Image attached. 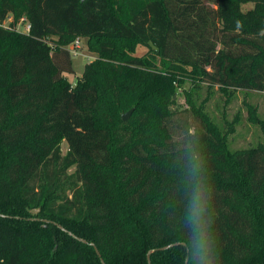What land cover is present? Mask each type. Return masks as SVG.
I'll return each mask as SVG.
<instances>
[{
    "label": "trees",
    "instance_id": "obj_1",
    "mask_svg": "<svg viewBox=\"0 0 264 264\" xmlns=\"http://www.w3.org/2000/svg\"><path fill=\"white\" fill-rule=\"evenodd\" d=\"M7 17L0 264H101L44 220L104 264L174 243L150 264H201L200 240L207 264H264V144L229 152L202 106L171 108L184 80L264 90V0H0ZM76 38L95 57L72 84Z\"/></svg>",
    "mask_w": 264,
    "mask_h": 264
},
{
    "label": "rangeland",
    "instance_id": "obj_2",
    "mask_svg": "<svg viewBox=\"0 0 264 264\" xmlns=\"http://www.w3.org/2000/svg\"><path fill=\"white\" fill-rule=\"evenodd\" d=\"M249 7H251L250 4L243 5L242 9ZM23 27L24 23L17 26L18 31H22ZM146 50L144 46H137L134 53L141 55ZM93 57L95 56L87 51L86 40L80 38L77 54L71 56L73 72L65 73V78L73 84L81 76L84 65ZM181 89L176 93L175 103L171 107L176 112L172 120L191 117L189 112L182 113L188 109L191 100L196 108L202 106L218 126L229 152L264 144V132L261 128V122L264 120V90L261 92L235 90L231 95L226 96L222 95L216 86L211 89L206 88L205 85L194 88L186 80L183 81ZM61 149L64 154L67 149L65 142L62 143Z\"/></svg>",
    "mask_w": 264,
    "mask_h": 264
},
{
    "label": "water",
    "instance_id": "obj_3",
    "mask_svg": "<svg viewBox=\"0 0 264 264\" xmlns=\"http://www.w3.org/2000/svg\"><path fill=\"white\" fill-rule=\"evenodd\" d=\"M131 112H132V110H129L128 112L124 113V114L122 115V117H121L122 120L125 121V120L130 116ZM44 222H46V223L51 222V223L54 224L56 227H58L61 231L67 233V234H68L70 237H72L73 239H75V240H77V241H79V242H81V243L89 244L90 246H92V247L94 248L95 254H96L97 257H99V259H100V263H101V264H104L103 260L100 258V254H99L97 248L94 246L93 243H88L86 240H84V239H82V238H79V237L73 235L71 232H68L67 230H65L62 226H60V225L57 224V223H54V222L49 221V220H44ZM177 245L185 246L184 243H174V244H170V245H168V246H164V247H161V248H156V249L149 250V251L147 252V254H146V258H147L148 264H150L149 257H150V254H151L152 252H154V251L166 250V249H168V248H170V247L177 246ZM185 264H187V259L185 260Z\"/></svg>",
    "mask_w": 264,
    "mask_h": 264
},
{
    "label": "clouds",
    "instance_id": "obj_4",
    "mask_svg": "<svg viewBox=\"0 0 264 264\" xmlns=\"http://www.w3.org/2000/svg\"><path fill=\"white\" fill-rule=\"evenodd\" d=\"M199 193H197L196 196L193 197L194 200H199ZM196 208H199V204L197 203L196 205ZM202 216V212L200 211H196L195 208H194V214L192 216V222L196 225V227L194 228V231H197L199 232L200 231V218ZM199 243V248H198V251L201 252V264H207L206 262V258H205V255H204V251H205V242L204 240H200L198 241Z\"/></svg>",
    "mask_w": 264,
    "mask_h": 264
},
{
    "label": "built area",
    "instance_id": "obj_5",
    "mask_svg": "<svg viewBox=\"0 0 264 264\" xmlns=\"http://www.w3.org/2000/svg\"><path fill=\"white\" fill-rule=\"evenodd\" d=\"M10 21H11V17H7L3 22L0 23V26L5 27L8 25ZM22 23H24V27L22 31L28 32L29 26L23 18L19 19L18 23L15 26V29L18 30L17 26L21 25ZM79 41H80V38H76L71 44L68 45L67 49H68L70 56L77 54V49H79Z\"/></svg>",
    "mask_w": 264,
    "mask_h": 264
}]
</instances>
